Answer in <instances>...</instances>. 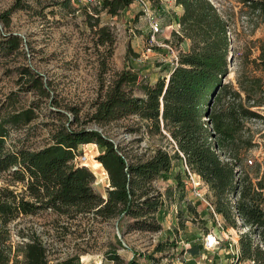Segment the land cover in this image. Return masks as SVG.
<instances>
[{"label": "trees", "instance_id": "obj_1", "mask_svg": "<svg viewBox=\"0 0 264 264\" xmlns=\"http://www.w3.org/2000/svg\"><path fill=\"white\" fill-rule=\"evenodd\" d=\"M27 1L15 0L0 18L8 22L9 16L23 9ZM70 1L56 0L52 5L69 8ZM134 1L102 0L100 10L114 17ZM150 1L161 5L160 0ZM235 1L240 6L238 10L223 14L210 0H173L181 11L171 15L163 11V15L179 31L174 29L173 40L166 41L177 46L188 41L187 49L179 50L175 62L163 66L165 74L158 75L152 84L141 85L143 96L133 94L139 73L125 65L84 120L83 123L103 127L138 115L146 121L145 131L150 137L164 140L151 148L152 154L147 158L137 156L135 161L130 160L122 147L103 132L65 125L57 128L52 142L42 148L12 145L9 149V125L28 123L34 110L0 115V174L9 178L0 185V264H49L46 248L37 236L16 246L11 240L10 222L40 210L52 209L70 216L93 213L101 219L117 217L119 223L132 219L126 230L148 231L162 229L166 200L180 201L179 217L197 214V207L190 200L183 201L188 183L182 179L181 170H175L183 163L207 185L212 212L221 216L224 229L237 232L235 250L227 257L237 258L236 264H264V162H243V155L252 146L251 137L245 136L246 124L263 117L258 109L264 106V33L260 38L248 39L236 58L238 50L230 35L235 33L238 22L243 30H248L249 37L264 25V0ZM95 31L101 44L112 45L113 33L108 26H99ZM4 41L11 48L19 45L16 36ZM136 56L131 48L127 49V59ZM234 63L235 84L223 82ZM24 73L38 85L28 68ZM87 143L99 148L97 161L91 165L102 174L107 173L106 197L94 191L93 173L72 162L78 146ZM158 178L173 181L165 194L151 185ZM18 184L22 187L20 192L15 188ZM165 231L168 238L158 239L151 252L133 251L127 264H153L157 261L154 253L175 247L176 240L169 238L174 230ZM231 243L223 242L224 247ZM197 247L199 244L192 250ZM142 257L146 263L140 261ZM108 259L121 261L115 251L109 252Z\"/></svg>", "mask_w": 264, "mask_h": 264}, {"label": "rangeland", "instance_id": "obj_2", "mask_svg": "<svg viewBox=\"0 0 264 264\" xmlns=\"http://www.w3.org/2000/svg\"><path fill=\"white\" fill-rule=\"evenodd\" d=\"M14 1L0 0V14ZM55 1L28 0L23 9L9 16L8 22L0 18V115L27 108L34 110V117L28 123L9 125L6 138L9 149L12 145L34 150L42 148L52 142V134L61 125L72 129L88 128L92 122L83 123L84 120L94 110L96 102L105 97L111 81L127 64L139 73L133 94L143 96L141 85L152 84L158 75L165 74L163 66L175 62L179 50H186L189 44L185 41L177 46L166 41L173 40L174 29L179 31L163 15V11L168 15L180 12L181 8L175 7L173 0H160L161 5L150 1L151 15L161 25V31L156 35L157 43L153 45L149 42L148 18L142 11L143 0H135L126 11L114 17L100 10L102 0H71L69 8L52 5ZM210 1L223 14L240 7L235 0ZM237 24L235 33H230L233 46L238 50L235 58L248 39L260 38L264 33V25H260L249 37L248 30H243L239 22ZM104 25L113 33L111 46L101 44L95 31ZM10 36L18 38L17 48L5 43ZM128 48L137 56L127 59ZM25 68L36 77L38 85L25 75ZM229 70L223 82L235 84V63ZM258 112L262 119L249 120L245 129V136H250L252 142L243 155V162L248 164L249 160L264 162V106ZM75 118L79 119L75 121ZM145 124V120L133 114L109 122L102 127V132L117 141L126 156L135 161L137 156H150L151 148L164 141L150 137ZM98 154L96 144H81L72 162L93 173L94 191L106 197L107 173L102 174L91 165L97 161ZM175 170H181L182 179L188 183L183 201L190 200L197 207V214L185 213L179 217L180 201L166 200L168 207L161 222L162 229L148 231L126 230L132 219H122L119 223L117 217L101 219L93 213L70 216L45 209L32 215H21L10 222L12 243L16 246L37 236L46 248L49 264H63L65 260H71V264H127L133 251L151 252L158 239L168 238L165 231L168 229L174 230L169 238L176 240V246L154 253L157 261L153 264H231V256H227L235 250L236 230L224 229L221 216L212 212L210 192L201 179V185L194 187L190 176L182 171L184 166L179 165ZM7 179V174H0V185L6 184ZM171 184L172 180L160 178L151 181L152 187L162 193ZM15 188L17 192L22 190L21 184ZM206 239L211 244L209 247ZM227 240L232 243L224 247L223 242ZM195 244L200 247L192 250ZM110 251L119 254L121 261L108 259ZM140 261L146 263L143 257Z\"/></svg>", "mask_w": 264, "mask_h": 264}, {"label": "built area", "instance_id": "obj_3", "mask_svg": "<svg viewBox=\"0 0 264 264\" xmlns=\"http://www.w3.org/2000/svg\"><path fill=\"white\" fill-rule=\"evenodd\" d=\"M85 1L89 2V1H94V0H85ZM150 5H151L150 0H147V1L143 0L142 1L143 14L148 18V25H149V30H150V38H149L150 41L149 42H150V45H153V43H157L156 35L161 31V25H160L159 21L151 15L152 11H151ZM175 7H177V6H175ZM175 59H176V57H175ZM183 166H184V169L186 170L187 174L190 176V179L192 180L193 186L196 187L198 185H201L200 177L198 175H196L195 173H192L188 169V167L186 166L185 163H183ZM206 242H207V246L209 247L211 245L209 242V239L208 240L206 239ZM231 262H232V264H236L237 258L231 259Z\"/></svg>", "mask_w": 264, "mask_h": 264}, {"label": "water", "instance_id": "obj_4", "mask_svg": "<svg viewBox=\"0 0 264 264\" xmlns=\"http://www.w3.org/2000/svg\"><path fill=\"white\" fill-rule=\"evenodd\" d=\"M229 61L231 62V56L229 58ZM88 129H93V130H97L99 132H102V127H100L99 125H97L96 123H92L88 126ZM115 143H117V141H114Z\"/></svg>", "mask_w": 264, "mask_h": 264}, {"label": "crops", "instance_id": "obj_5", "mask_svg": "<svg viewBox=\"0 0 264 264\" xmlns=\"http://www.w3.org/2000/svg\"><path fill=\"white\" fill-rule=\"evenodd\" d=\"M181 11V10H180Z\"/></svg>", "mask_w": 264, "mask_h": 264}]
</instances>
